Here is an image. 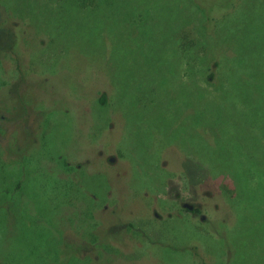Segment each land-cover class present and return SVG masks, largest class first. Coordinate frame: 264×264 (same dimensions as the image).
Instances as JSON below:
<instances>
[{"label":"rangeland","instance_id":"rangeland-1","mask_svg":"<svg viewBox=\"0 0 264 264\" xmlns=\"http://www.w3.org/2000/svg\"><path fill=\"white\" fill-rule=\"evenodd\" d=\"M0 20V264H264V0Z\"/></svg>","mask_w":264,"mask_h":264},{"label":"trees","instance_id":"trees-1","mask_svg":"<svg viewBox=\"0 0 264 264\" xmlns=\"http://www.w3.org/2000/svg\"><path fill=\"white\" fill-rule=\"evenodd\" d=\"M197 1H198V0H197ZM199 1H200V0H199ZM201 4H202V3H201ZM217 7H218V8H221L220 5H218V4H217ZM212 9H213V8H209V9H207V10H206V13L209 14V13L211 12ZM0 21H1V20H0ZM2 55H3V54H2ZM101 102H104V99H101ZM203 113H206V112L203 111L202 114H203ZM202 114H201V116H202ZM209 118H210V117H209ZM204 125H205V124H204ZM204 127H205V126H204ZM201 132H202V131H201ZM198 135H199V136H204L203 134H198ZM143 138H144V136H143ZM239 152H240V151H239ZM253 152H254V148L251 147L250 149L245 150V151H242V152H240V153H245V154H248V155H249V154H253ZM232 163H237V162H232ZM175 200H176V199L173 198V199H171L170 201H175ZM171 207H172V204L170 203L169 208L171 209ZM191 207H192V208L186 207V210H187L188 212H194V214H197V212H199V210H196L195 207H193V205H191ZM178 208L181 209V206L178 207ZM175 209H176V207H175ZM171 211L173 212V216L170 217L171 219H172V218H175L176 215H182L181 212L178 213L179 211H178V212H177V211L175 212V211H173L172 209H171ZM188 212H187V213H188ZM171 215H172V213H170V216H171ZM193 216H196V215H193ZM130 224H131L132 227H134V223L131 222ZM133 230H134V229H133ZM133 230H130V232H131V233H134ZM190 244L192 245V242H191V241H190ZM193 244H196V243H193ZM195 247H196V246L194 245V248H195ZM127 248H128V247H127Z\"/></svg>","mask_w":264,"mask_h":264},{"label":"water","instance_id":"water-1","mask_svg":"<svg viewBox=\"0 0 264 264\" xmlns=\"http://www.w3.org/2000/svg\"><path fill=\"white\" fill-rule=\"evenodd\" d=\"M186 204V207H189V208H192L189 204L185 203Z\"/></svg>","mask_w":264,"mask_h":264},{"label":"flooded vegetation","instance_id":"flooded-vegetation-1","mask_svg":"<svg viewBox=\"0 0 264 264\" xmlns=\"http://www.w3.org/2000/svg\"><path fill=\"white\" fill-rule=\"evenodd\" d=\"M3 45H4L3 43L2 44L0 43V46H3ZM0 98H1V96H0Z\"/></svg>","mask_w":264,"mask_h":264}]
</instances>
